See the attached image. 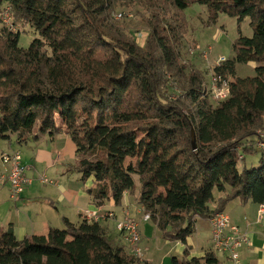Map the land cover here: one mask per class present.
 <instances>
[{
  "label": "trees",
  "instance_id": "obj_1",
  "mask_svg": "<svg viewBox=\"0 0 264 264\" xmlns=\"http://www.w3.org/2000/svg\"><path fill=\"white\" fill-rule=\"evenodd\" d=\"M191 1L213 22L226 13L237 23L248 18L252 29L233 41L234 56L212 68L207 85L180 60L182 12ZM133 2L145 10L143 45L139 29L132 37L114 17L118 4ZM5 8L15 30L0 28V140L68 134L96 205H119L137 174L130 195L138 208L164 239L185 244L171 264H220L213 250L189 256L186 237L197 217L208 220L233 199L264 204V0H0ZM20 25L34 35L27 47ZM252 61L254 75L236 76L237 63ZM170 76L184 100L166 92ZM224 81L229 94L213 106L211 86ZM0 264L153 263L129 254L99 220L81 217L21 239L11 225L0 227Z\"/></svg>",
  "mask_w": 264,
  "mask_h": 264
},
{
  "label": "rangeland",
  "instance_id": "obj_2",
  "mask_svg": "<svg viewBox=\"0 0 264 264\" xmlns=\"http://www.w3.org/2000/svg\"><path fill=\"white\" fill-rule=\"evenodd\" d=\"M119 12H126L128 18L126 21L122 19V16H119ZM145 13L144 8L138 2L128 3V4H118L114 11V17L116 19H121L123 27L125 26V31L133 37L134 30L139 29L140 32L135 36L136 42L139 45L144 44V35L146 31L140 27V17ZM183 15L187 20L185 23V29L183 35H181L179 52L180 60L182 63L188 66V69L191 67L193 69L200 70L204 76L205 85L209 84L212 68L217 65L220 61L225 59H230L234 56L232 49L233 41L242 36H251L252 29L249 24V19L246 18L240 23H237L235 17H231L226 13H219L215 22L209 19L207 8L198 3L197 1H191L188 7L183 10ZM5 26L4 23L0 22V28ZM19 44L23 47H27L30 41L34 38L32 32L28 31V27L21 26ZM204 54V56H203ZM257 65L256 62L248 63H237L236 64V76L246 77L254 75V67ZM231 79V77H229ZM184 80L183 78H180ZM169 88L166 91L171 98L182 95L183 89L178 84L176 78L170 76L168 78ZM210 103L215 106L217 104L216 99L208 94ZM95 113V109H91L89 114L92 116ZM80 118H84L88 115H79ZM59 121V120H58ZM94 120H92L93 122ZM261 135H264V129L261 132ZM140 137L141 134H138ZM196 144V140H195ZM41 151L49 152L51 158L54 162L51 164L45 160L44 155L38 160H35V151L37 149ZM18 152L21 156V164L23 166H31L34 161V171L29 172V177L33 179V183L26 186L31 182V179L27 176V169L23 173L24 179H28V182L24 184V189L29 190L34 195H58V189L53 185L41 183V176L45 178H52L58 180L61 185L68 187L70 190L81 191L84 193L79 194L80 196H87V188L89 184H92L91 179L82 181L80 179V174L75 169V165L78 161L77 155L75 153V146L71 141L70 137L65 133L54 134V137L51 139L48 134H41L40 137L33 141L29 140L27 143L19 144L15 141L13 137L10 140H0V173L7 171L8 165L3 161L2 155L6 153ZM48 153V154H49ZM87 157L92 158L89 154ZM253 161H256V157L252 158ZM4 164V165H3ZM134 180V196L137 195L139 189V178L137 174H132ZM48 178L46 179L48 181ZM41 181V182H40ZM45 182V181H44ZM5 185V184H4ZM7 187V186H5ZM82 187V188H81ZM129 193V194H130ZM218 193L216 192V195ZM131 204L126 206V200L121 202V205L117 207H109L106 203V209L102 208L100 211H94L90 213L86 210L83 212L81 217L86 218L88 221L99 220V222L104 225L105 232L111 230L114 236H119L120 240L115 238L116 243L122 245L129 254H133L139 259H145L146 256L152 257L153 261L156 264H171V256L181 257L184 249V245L180 241L175 240H166L162 237V233L159 229L155 227L154 222L146 217V212L141 209H137V204L134 200V196L130 195ZM81 201H86L87 199H80ZM80 203L85 205L84 202ZM106 201V200H105ZM235 202L238 200L231 201V205H228L225 208V213L228 214L230 220L234 221L235 214L232 210L240 213L241 207H237ZM13 203L9 201V196L7 190L3 189L0 191V226L4 225L5 222H8L7 216H9V211L15 212V209H11ZM110 210H107V209ZM75 221V218H74ZM123 221L133 222L137 225V239L129 240L127 238L126 230L119 229L118 223ZM206 219L197 217L193 224L194 231L186 237V241L191 245L189 247L190 251L195 255H198L199 252L203 251L202 249L212 250L215 255L220 260V264H234L230 261L228 255V260L223 256V252L218 251L213 248L211 243V225ZM145 225H148V232L143 235V230ZM237 225V224H236ZM210 226V227H209ZM60 228L64 227V224H60ZM239 227V225H238ZM240 228V227H239ZM241 229V228H240ZM112 235V239H114ZM143 236L144 239H143ZM123 239V242H122ZM135 241V242H133ZM144 247H148L149 251L145 252ZM241 248V247H240ZM239 252V249L237 250ZM241 259V255H240ZM239 264V263H238ZM241 264V260H240ZM245 264V263H244Z\"/></svg>",
  "mask_w": 264,
  "mask_h": 264
},
{
  "label": "crops",
  "instance_id": "obj_3",
  "mask_svg": "<svg viewBox=\"0 0 264 264\" xmlns=\"http://www.w3.org/2000/svg\"><path fill=\"white\" fill-rule=\"evenodd\" d=\"M64 133V132H62ZM66 134V133H65ZM68 137V134H66ZM54 137V136H53ZM51 137V139L53 138ZM37 149V148H36ZM35 160H38L41 155H44L45 160L47 162H52L51 155L49 152H44L37 149L35 152ZM49 153V154H48ZM34 161L32 162L31 166L27 171V176L29 177V172L34 171ZM4 165V164H3ZM31 182L26 186L25 189L28 188L29 185L33 183V179ZM48 178V177H47ZM46 178V179H47ZM41 182V181H40ZM43 184H50L55 186L58 189V195H34L29 190H23L21 195L17 200H12L9 195V186L7 183L0 185V191L5 189L8 192L9 201L13 203V207L11 209H15V212L9 211V216H7V221L4 225L0 226L2 228H6L8 225L13 227L14 233L16 234L17 238L21 239L23 237L32 235V234H46L48 228L50 226L59 227L60 224H64L65 226V219L71 223H77L81 219V215L84 211H100L102 208L106 209V203L109 207H117L112 199H106L101 205H96L92 197L88 194L87 196H83L84 193L81 191L70 190L68 187L61 185L58 180L48 178V181L41 182ZM88 187L94 186V184L88 183ZM7 186V187H5ZM82 188V187H81ZM79 194H83L80 196ZM130 194L129 192H125L124 196L122 197L121 202L126 200V206L130 205ZM80 199L84 200L87 199V202L81 201ZM239 202H235L237 207H241V212L238 213L234 210L233 213L235 214L234 224L239 225L242 231L247 232L249 237V243L243 245L239 248V259L241 255V264H264V204H254L252 202H247L245 204ZM81 202H84L85 205H82ZM233 201V200H231ZM231 201L226 205H231ZM121 205V203L119 204ZM138 206L137 209L138 210ZM260 209H262L260 211ZM107 210H110L109 208ZM225 212V209H224ZM227 214V213H226ZM228 215V214H227ZM75 218V221H74ZM208 221V220H207ZM209 223V222H208ZM104 226V225H103ZM105 227V226H104ZM210 227V226H209ZM148 232V225H145L143 230V235ZM106 234L111 238L112 235L114 236L111 230H108ZM145 236H143L144 239ZM115 238L120 240L119 236H114ZM123 242V239H122ZM188 243V242H187ZM189 247L191 245L188 243ZM185 246V245H184ZM203 251L199 252L198 257L203 256L204 252L207 249H202ZM212 250V248H211ZM144 251L148 252L149 248L144 247ZM194 254L191 253L189 256H193ZM223 256L228 260L227 254H223ZM147 260L151 261L153 264L156 262L153 261L152 257L146 256ZM230 261H232L230 259ZM233 262V261H232Z\"/></svg>",
  "mask_w": 264,
  "mask_h": 264
},
{
  "label": "built area",
  "instance_id": "obj_4",
  "mask_svg": "<svg viewBox=\"0 0 264 264\" xmlns=\"http://www.w3.org/2000/svg\"><path fill=\"white\" fill-rule=\"evenodd\" d=\"M120 16V14H119ZM0 22L11 30H15L12 24L11 14L8 8L0 12ZM217 80H221L218 78ZM212 97L216 100L225 98L229 94L228 84L224 81L221 85L213 84L211 86ZM3 161L8 165L5 172L0 173V185L7 183L9 186V195L12 200H17L24 190V184L28 179H24L23 173L27 166L21 164V156L18 152L6 153L2 155ZM41 181L46 182V178L41 176ZM264 208V207H262ZM262 209H260L261 211ZM94 213V211H88ZM146 214L145 218H148ZM211 225V243L214 249L229 255L234 264H240L238 249L243 245L250 244L247 232L242 231L238 225L234 224L230 217L225 212L216 213L213 217L208 219ZM119 229L126 230L127 238L129 240L137 239V225L129 221H121L118 223ZM135 242V241H133Z\"/></svg>",
  "mask_w": 264,
  "mask_h": 264
},
{
  "label": "water",
  "instance_id": "obj_5",
  "mask_svg": "<svg viewBox=\"0 0 264 264\" xmlns=\"http://www.w3.org/2000/svg\"><path fill=\"white\" fill-rule=\"evenodd\" d=\"M191 144H192V148L195 150L196 144H195V136H194L193 132H192V135H191Z\"/></svg>",
  "mask_w": 264,
  "mask_h": 264
}]
</instances>
